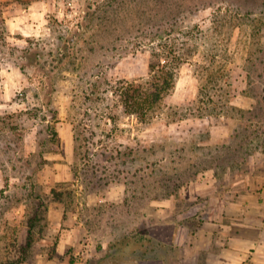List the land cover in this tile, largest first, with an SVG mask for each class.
I'll return each mask as SVG.
<instances>
[{"label":"rangeland","instance_id":"rangeland-1","mask_svg":"<svg viewBox=\"0 0 264 264\" xmlns=\"http://www.w3.org/2000/svg\"><path fill=\"white\" fill-rule=\"evenodd\" d=\"M258 179L264 0H0V264H219Z\"/></svg>","mask_w":264,"mask_h":264},{"label":"crops","instance_id":"crops-1","mask_svg":"<svg viewBox=\"0 0 264 264\" xmlns=\"http://www.w3.org/2000/svg\"><path fill=\"white\" fill-rule=\"evenodd\" d=\"M258 179V224L232 221L224 230L233 229V233L224 235L220 244L219 264H251L249 252L255 248V259L258 264H264V182ZM222 230V231H224ZM210 241L207 251L210 250ZM252 253V252H250Z\"/></svg>","mask_w":264,"mask_h":264},{"label":"trees","instance_id":"trees-1","mask_svg":"<svg viewBox=\"0 0 264 264\" xmlns=\"http://www.w3.org/2000/svg\"><path fill=\"white\" fill-rule=\"evenodd\" d=\"M155 72V67L151 65L150 77L153 78L152 81H124V83L117 88V94L128 115H136L142 119L147 118L151 112L157 109L164 97L173 90L176 74L167 71L166 75L168 76L164 75L158 77ZM95 86H97V83ZM91 94L92 96L95 95V90L92 91ZM88 99H91V96L88 97ZM32 234L31 230L30 236H32ZM192 235H194L193 232Z\"/></svg>","mask_w":264,"mask_h":264}]
</instances>
